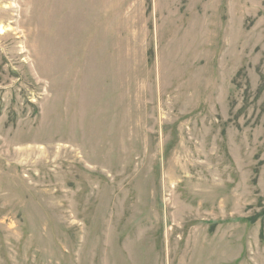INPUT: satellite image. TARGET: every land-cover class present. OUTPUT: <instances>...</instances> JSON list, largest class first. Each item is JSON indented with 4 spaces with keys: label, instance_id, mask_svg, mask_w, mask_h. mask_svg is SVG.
I'll return each mask as SVG.
<instances>
[{
    "label": "rangeland",
    "instance_id": "obj_1",
    "mask_svg": "<svg viewBox=\"0 0 264 264\" xmlns=\"http://www.w3.org/2000/svg\"><path fill=\"white\" fill-rule=\"evenodd\" d=\"M0 264H264V0H0Z\"/></svg>",
    "mask_w": 264,
    "mask_h": 264
}]
</instances>
